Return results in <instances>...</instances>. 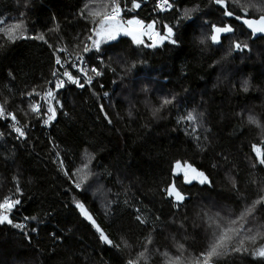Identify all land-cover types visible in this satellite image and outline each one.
Segmentation results:
<instances>
[{
  "label": "trees",
  "instance_id": "obj_1",
  "mask_svg": "<svg viewBox=\"0 0 264 264\" xmlns=\"http://www.w3.org/2000/svg\"><path fill=\"white\" fill-rule=\"evenodd\" d=\"M144 1L132 8L126 0L136 16L155 20L159 35L166 24L173 37L136 43L117 34L99 51L92 46L87 60L101 74L91 84L81 79L83 88L52 90L56 98L46 96L36 118L29 105L39 102L60 51L84 52L99 0H0V28L19 23L27 37L13 41L0 31V202L21 201L6 213L12 223L0 224V264H128L145 245L139 264H197L213 231L209 217L227 224L264 195V166L252 152L253 145L264 151V38L252 41L214 0H176L157 17L155 0ZM228 7L241 14L237 4ZM260 14L249 7V18ZM225 24L234 31L213 43L212 25ZM236 42L248 47L234 53ZM48 107L56 115L45 124ZM189 113L197 119L187 120ZM177 161L210 183H186ZM173 183L186 197L181 205L167 196ZM77 201L119 248L100 239ZM244 227L264 234V203ZM262 245L264 235L245 240L247 252L211 264H264L252 257Z\"/></svg>",
  "mask_w": 264,
  "mask_h": 264
},
{
  "label": "snow or ice",
  "instance_id": "obj_2",
  "mask_svg": "<svg viewBox=\"0 0 264 264\" xmlns=\"http://www.w3.org/2000/svg\"><path fill=\"white\" fill-rule=\"evenodd\" d=\"M168 0H164V3L167 4ZM214 2L217 5H220L224 8V15L226 17H234L238 21H242L244 25H246L250 30L251 34L255 36L257 33L264 34V0H259L258 3H249L248 6H245L244 4L240 3V0H214ZM229 3H235L241 8V14L236 15L232 10H229ZM100 5L103 6V11L100 10ZM109 3L105 2V0H99V4L96 9L90 10L89 15H94L100 17L99 23L97 24V27L93 29V32L100 37V39H97L93 41V45L97 51L100 49V44L102 42H107L109 40H115L117 34L120 31H123L126 35H131L133 40L136 43H142V41L139 39L138 35L136 34L139 31V25L141 24V21L136 19H129L127 20L126 24L127 27H122V22L117 19V17L120 15L122 9L120 5L117 3V0H111V10L109 9ZM140 5L137 3V0H132V8H139ZM249 7L254 8L258 13H261L258 15V17H248V9ZM185 15H188V13H185ZM0 23H3L0 21ZM136 27H133V26ZM167 28L168 36L170 37L173 34V30L171 27L165 26ZM148 28H152V25L149 24ZM212 35L210 37L211 41L213 43H219L221 34H227L232 33L234 29L231 25L225 24L223 26H217L212 25ZM0 31L6 32L7 36L11 40H15L18 38H27L23 36L24 29L22 24H14L8 27L7 29L0 28ZM37 39H43V36L35 37ZM167 38V37H164ZM89 39L91 40L92 37L90 36ZM176 41H172V43H175ZM247 44H241L240 42H236L233 45V48L235 50H243L247 48ZM90 49L85 46L84 52H88ZM81 59L82 58H78ZM57 64H61V60L59 57L56 59ZM63 67V65H61ZM72 68L77 69L80 73L83 74L85 79V83L91 84L92 77L88 75V70L84 67H81L78 64H72ZM91 72H94L96 75H100L101 73L97 71L96 68H92L90 70ZM63 75L67 77V80L69 82L77 84L79 87L83 88L85 85L84 83H80V77H74L71 72L68 70H65ZM53 76H57V72H53ZM53 83V82H50ZM65 85L64 79H57V81L54 83V87L56 89L62 88ZM247 90V89H245ZM28 95H32V93H29ZM36 95H39V93H36ZM47 96L52 97L55 99V94L50 88L47 93ZM57 103L59 101L57 100ZM165 104L170 103V101L165 100ZM29 108L34 113H39L41 106L36 103H31L29 105ZM47 112L51 113L50 116L44 121L45 124H47L50 120L55 118L56 110L54 107H48ZM12 121H15L16 124L19 122L16 121V116L12 113L7 114ZM5 116V109L2 105H0V117ZM183 119V118H182ZM189 121H195L197 117L193 115L192 113H189L186 117ZM249 122L256 124L258 127H260L259 122L252 116H249ZM16 124H13L14 131L18 134V137H24L25 136V130L23 127L16 126ZM2 135V134H0ZM254 153L256 156V161L259 165L264 166V151L256 145H253ZM84 168H87V164L84 165ZM175 169L178 171H183L184 173V180L186 183H191L192 180H198L200 184L210 183L208 180V177L203 173L198 171L197 169L193 168L190 164H185L182 166L180 161H177L175 164ZM82 171V170H78ZM189 172L192 174L189 176ZM75 187L79 189L81 187L80 183H76ZM17 192H19V187L17 186ZM167 195L169 197H174L175 201L180 203L183 202L185 199V196L176 188V185L173 183L169 186L168 189H166ZM21 201L16 198L11 197H4L2 202H0V224H3L5 222L11 224L12 220L9 218V216L6 214L10 212L16 205H19ZM264 203V195L260 196L257 200L253 201V203L250 206H246L244 210L240 213L239 216H237L235 219H231L227 222V224H224L223 222L217 223L212 217H209V227L213 228V231L211 233L210 241L208 248L205 252L200 254L201 259H198L197 264H211L212 259L214 257H221L224 255H227L229 252H247L248 249L244 247L245 240L255 242L258 236L264 235L259 230H256L255 232L251 227L245 228L244 225L248 223V217L252 216L257 205H260ZM76 208L80 211L81 215L91 222V224L95 227L97 233H99V237L102 241L107 243L110 246L119 248L120 245H116L113 243L111 239L105 234L103 229L100 227L99 224H97L96 220L93 218V216L90 214L88 209L86 208L85 204L77 201L76 202ZM217 216L219 214L217 213ZM137 220H140L141 223H145L146 221L142 220L140 216L136 217ZM35 219V217H33ZM243 222V223H241ZM239 225L238 227H236ZM214 226V227H213ZM14 227L23 229L24 225L22 224H15ZM243 233V235H242ZM238 238V239H237ZM151 238L148 239L147 243L150 244ZM126 244V241L124 242ZM180 249H183V245H179ZM146 252H147V245H145V250L140 252L137 256L136 260H129L128 264H139V261L141 259H146ZM254 256L264 257V245L261 247L255 249L253 251ZM165 256H167V253H165ZM176 259H179V257H176Z\"/></svg>",
  "mask_w": 264,
  "mask_h": 264
},
{
  "label": "built area",
  "instance_id": "obj_3",
  "mask_svg": "<svg viewBox=\"0 0 264 264\" xmlns=\"http://www.w3.org/2000/svg\"><path fill=\"white\" fill-rule=\"evenodd\" d=\"M175 1L176 0H168L167 4H165L164 0H155L153 5H152V11H151L152 12V16L151 17H157V16H160V15H162L164 13H170L173 10ZM144 2H147V0H145ZM117 3L120 5V7L122 9V11H121L120 15L117 17V19L123 14H134V16L130 17L129 19H136V20L141 21V24L139 25V31L136 33L138 35V37L141 38V40H144L146 42H155V41L162 40V39H171L173 37L174 33L170 37L168 36L167 28L165 27L166 24H163V28H162L163 32L159 35L158 30L156 28V22H155L154 19L147 20L144 17L136 16L135 15V11L131 7H129V5L126 2V0H117ZM110 10H111V3H110V9L108 11H110ZM129 19H126L124 22H122V27H127L126 22ZM149 24L152 25V28H148ZM96 27L97 26H94V27L91 28L90 35L87 38L86 46L90 50H91V47H92V43H93V40H94V34H95L93 32V29H95ZM133 27H136V26L134 25ZM90 36L92 37L91 40L89 39ZM164 37H167V38H164ZM88 52H82L81 54H79L77 56H71V55H69V54H67L65 52L62 53V51L59 52L60 55L58 57L61 60V64H57L56 61H55V67H54V70H53V72L54 71L57 72V76H53V73H52V76H51L50 80L45 85L44 91H43V93H42V95H41V97L39 99V102L37 103V104H39L41 106V108H40V112L36 113V118L40 117V115H41L44 103L46 101V96H47L46 93H47V91L50 88L52 90H60V89L64 88L67 85L75 84V83L69 82L67 80V77H65L63 75L65 70H68L69 72H71V74L74 77H76V76L80 77V74H82V73L77 71V69L72 68L71 67L72 64H78L81 67L86 68L88 70L87 74L90 75L92 77V79L95 78L96 75L94 74V72L90 71L94 67L91 66L89 64L88 60H87ZM78 58H82V60L78 59ZM61 65H63V67ZM57 79H64L65 80L64 87L59 88V89H56L54 87V83L57 81ZM50 82H53V83H50ZM13 124H16V122H13ZM16 126L20 127L21 124L18 123V124H16Z\"/></svg>",
  "mask_w": 264,
  "mask_h": 264
},
{
  "label": "water",
  "instance_id": "obj_4",
  "mask_svg": "<svg viewBox=\"0 0 264 264\" xmlns=\"http://www.w3.org/2000/svg\"><path fill=\"white\" fill-rule=\"evenodd\" d=\"M239 23L240 24H242L245 28H246V30L250 33V35H251V40L252 41H254V40H256V39H259V38H264V34H259V33H257L255 36H253L252 34H251V30L246 26V25H244L243 23H242V21H239ZM118 35L119 36H128V37H131L132 38V36L131 35H126L123 31H120L119 33H118ZM139 39L141 40V38L139 37ZM246 49V48H245ZM244 50V49H243ZM242 50V51H243ZM241 50H235L234 49V53H237V52H242ZM81 79H86V77H84L83 76V74H80V81H81ZM258 147H260L261 149H262V147L260 146V145H257ZM252 152H253V155H254V157H255V159H256V156H255V153H254V149L252 148ZM196 169V168H195ZM192 174L189 172V176H191ZM194 181H197V180H192V182H194ZM168 196V195H167ZM168 198H172L173 199V201H174V203H176V204H178V205H181L183 202H180V203H178V202H176L175 201V199H174V197H169L168 196ZM185 199H186V197H185ZM184 199V200H185ZM183 200V201H184Z\"/></svg>",
  "mask_w": 264,
  "mask_h": 264
},
{
  "label": "rangeland",
  "instance_id": "obj_5",
  "mask_svg": "<svg viewBox=\"0 0 264 264\" xmlns=\"http://www.w3.org/2000/svg\"><path fill=\"white\" fill-rule=\"evenodd\" d=\"M97 24H98V22H97ZM97 24L95 26H97ZM97 39H100V37H98L96 34H94V40L93 41H95ZM104 43H106V42H102L101 44H104ZM92 46H94L93 43H92ZM119 139L120 138L118 137L117 140H119ZM252 257L256 260H264V257L254 256L253 253H252Z\"/></svg>",
  "mask_w": 264,
  "mask_h": 264
},
{
  "label": "bare ground",
  "instance_id": "obj_6",
  "mask_svg": "<svg viewBox=\"0 0 264 264\" xmlns=\"http://www.w3.org/2000/svg\"><path fill=\"white\" fill-rule=\"evenodd\" d=\"M173 200V199H172Z\"/></svg>",
  "mask_w": 264,
  "mask_h": 264
}]
</instances>
